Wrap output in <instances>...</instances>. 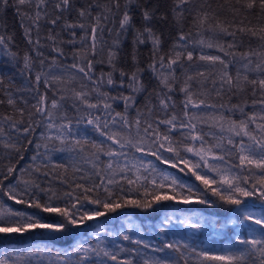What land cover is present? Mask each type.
I'll list each match as a JSON object with an SVG mask.
<instances>
[{"label":"snow or ice","instance_id":"snow-or-ice-1","mask_svg":"<svg viewBox=\"0 0 264 264\" xmlns=\"http://www.w3.org/2000/svg\"><path fill=\"white\" fill-rule=\"evenodd\" d=\"M0 264H264V0H0Z\"/></svg>","mask_w":264,"mask_h":264},{"label":"trees","instance_id":"trees-1","mask_svg":"<svg viewBox=\"0 0 264 264\" xmlns=\"http://www.w3.org/2000/svg\"><path fill=\"white\" fill-rule=\"evenodd\" d=\"M11 15V14H10Z\"/></svg>","mask_w":264,"mask_h":264}]
</instances>
